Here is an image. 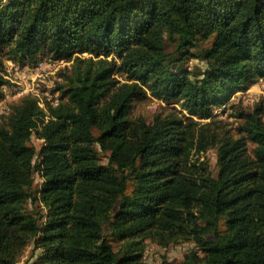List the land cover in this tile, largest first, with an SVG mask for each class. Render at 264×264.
<instances>
[{
	"label": "trees",
	"instance_id": "obj_1",
	"mask_svg": "<svg viewBox=\"0 0 264 264\" xmlns=\"http://www.w3.org/2000/svg\"><path fill=\"white\" fill-rule=\"evenodd\" d=\"M0 54L73 60L57 105L24 96L0 123V264L30 239L39 264H145L146 239L191 241L177 264H264V103L213 115L264 78V0H0ZM143 97L183 110L132 117Z\"/></svg>",
	"mask_w": 264,
	"mask_h": 264
},
{
	"label": "rangeland",
	"instance_id": "obj_2",
	"mask_svg": "<svg viewBox=\"0 0 264 264\" xmlns=\"http://www.w3.org/2000/svg\"><path fill=\"white\" fill-rule=\"evenodd\" d=\"M6 1V0H5ZM211 41L203 43V46H209ZM168 50L171 51L172 47L168 46ZM197 54V52H193ZM83 56L88 54L83 53ZM73 60L64 59H51L43 58L37 61L34 65L21 64L0 54V75L6 80V83L0 85V123L6 120L11 106L17 103L24 96L33 97L38 106L42 110H46L47 105L55 106L59 103L60 92L56 89L57 83L62 81L63 72L71 68ZM198 65L203 67L201 61L197 58H191L184 62L186 67H194ZM119 79H122L120 75H117ZM263 101L264 103V78H259L252 82L248 88L242 91L234 93L230 101L225 104V107H215L213 115L216 118L225 120L230 124V127L237 126V119L234 117L235 109H252L253 105ZM231 104L234 105L231 108ZM168 107L176 110H183L182 105L179 102L165 99L154 98H140L133 104L131 109L132 117H142L147 122L151 121L154 114L161 111V108ZM184 116H187L183 112ZM43 122L48 120V116L45 115ZM42 123L38 122L37 126L32 128L30 144L37 150L43 144V139L39 136V130ZM248 152L252 147L250 142L247 143ZM100 158L105 161L104 154L100 153ZM217 154L215 149H210L206 153L200 154V160H206L209 171L216 175ZM42 179L38 173L34 175V188L40 186ZM27 212L36 216L37 213H44L43 206L41 204L30 203L25 205ZM145 250L142 260L145 264H177L182 261L185 254L190 250L195 249L194 244L191 241H185L180 243H170L167 246H161L149 239L145 240ZM19 246V245H17ZM16 264H39L41 249L34 247L32 239L27 241L22 247L17 248Z\"/></svg>",
	"mask_w": 264,
	"mask_h": 264
}]
</instances>
